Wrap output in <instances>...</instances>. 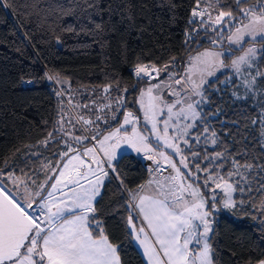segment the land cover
Wrapping results in <instances>:
<instances>
[{
	"label": "snow or ice",
	"instance_id": "6c2138e0",
	"mask_svg": "<svg viewBox=\"0 0 264 264\" xmlns=\"http://www.w3.org/2000/svg\"><path fill=\"white\" fill-rule=\"evenodd\" d=\"M13 2L0 0V7L12 8ZM193 3L183 45L195 54H189L183 65L175 57L159 66L136 62L132 69L136 112L128 110L129 90L121 93L119 85L113 89L108 84L102 89L106 103L93 100L94 107L83 105L94 119L78 114L65 120L61 107L58 127L42 142L45 148L60 146L53 159L41 161V153L30 152L18 163L0 162L5 164L0 169V264H123L99 208L113 179L118 181L122 202L112 206L111 215L123 217L126 235L142 248L147 264H218L214 225L224 212L240 210L255 217L264 238V201L257 206L252 198L254 192L264 196V111L251 120L261 129L253 139L245 135L246 111L229 120L223 109L213 110L212 102L221 84L224 88L242 84L247 95L236 91L232 95L245 103L260 93L264 0ZM34 7L35 0L16 5L23 16L33 14ZM86 7L92 10L87 23L96 36L105 30L103 20H96L98 10L108 7L111 16L131 21L125 3L113 9L86 0ZM166 7L174 16L175 4ZM62 27L74 31V20L64 21ZM205 42L211 47L204 48ZM44 79L64 83L53 75L45 74ZM36 82L21 81L22 85ZM112 91L118 94L113 97ZM65 94V90L55 92L58 97ZM60 102L63 105V99ZM256 107L264 109V103L257 102L253 110ZM216 121L224 130L223 139L213 126ZM229 126L234 131L229 132ZM229 141L233 146L225 148ZM123 147L151 162L146 165L150 173L146 184L128 188L118 167ZM37 161H41L38 167H32ZM255 264H264V256Z\"/></svg>",
	"mask_w": 264,
	"mask_h": 264
},
{
	"label": "trees",
	"instance_id": "16d2710c",
	"mask_svg": "<svg viewBox=\"0 0 264 264\" xmlns=\"http://www.w3.org/2000/svg\"><path fill=\"white\" fill-rule=\"evenodd\" d=\"M20 2L14 0L12 8L0 7V162L7 161L9 165L18 163L30 152L41 153V161L53 159V152L60 147L50 144L45 148L42 142L58 127L63 105L62 98L55 92L59 88L66 89L44 79L45 74L67 80L73 89L100 90L112 84L113 89L119 85L122 93L127 88L126 103L128 108L136 111L133 100L138 92L133 89L137 81L131 72L136 62L158 63L159 66L175 57L183 65L187 56L195 53H189L183 45L193 0H96L97 4H110L113 9L117 3H125L127 8L124 11L131 17L130 22L128 19L121 22L118 14L110 15L108 7L98 10L100 14L96 20L102 19L105 26L99 36L94 35L87 23L92 10L87 9L86 0H35L33 14L28 16L18 14L16 5ZM28 2L32 3V0ZM220 2L227 4L232 0ZM170 3L175 4L174 16L166 7ZM250 3H256V0H250ZM71 12L77 14L76 18L69 17ZM66 20H74V31L62 27ZM203 47L211 46L205 42ZM260 70H264V64L260 65ZM22 80L37 82L22 85ZM234 89L236 86L231 85L213 95V110L223 109L229 120L236 118L234 113L246 111L247 116L243 119L249 121V131L245 135L250 134L255 139L261 129L253 126L251 120L258 119L260 111L264 110L258 107L253 110L257 102L264 103L261 99L264 84L256 98L246 103L234 100ZM240 92L242 96L247 95V92ZM213 126L223 139L224 130L220 123L216 121ZM228 131L234 130L229 126ZM232 146V141L224 145L225 148ZM235 146L239 147V143ZM120 157L118 167L125 174L128 188L144 184L150 173L143 156L130 152ZM41 161L32 167H38ZM4 167L5 164L0 163V169ZM117 184L115 179L107 184L99 205L104 212L107 231L112 242L119 246L123 264H146L134 242L126 235L123 217L111 215L112 206L122 202ZM218 195L222 196L219 192ZM234 196L240 198L239 193ZM252 198L257 201V206L264 201V196L255 192ZM120 210L123 212L122 208ZM258 223L255 217L240 210L219 215L214 225V247L218 248L220 256L218 264H249V261L255 264L264 256V238Z\"/></svg>",
	"mask_w": 264,
	"mask_h": 264
},
{
	"label": "rangeland",
	"instance_id": "374dc122",
	"mask_svg": "<svg viewBox=\"0 0 264 264\" xmlns=\"http://www.w3.org/2000/svg\"><path fill=\"white\" fill-rule=\"evenodd\" d=\"M248 46H252V45H247L246 47H248ZM256 47H260V45L259 44H256L255 45ZM209 48V47H208ZM195 53H192V55H194ZM240 54H242V53H238L237 55H240ZM225 63H230V61L229 60H225ZM262 71H264V70H262ZM217 75H219V73H217ZM228 77L227 76H225L222 80H224V79H227ZM59 80L60 81H67V80H65V79H61V78H59ZM55 81V80H54ZM56 82V81H55ZM57 83V82H56ZM58 84V86H62V84L61 83H57ZM63 85H65L64 83H63ZM229 86H231V85H229ZM228 86V87H229ZM236 86V89H234V91H236V92H238V94L239 95H241L242 96V94H241V92L240 91H242V93H246V89L244 88V86L242 85V84H240L239 82L237 83V85H235ZM220 87L222 88V89H225L224 87H223V85L221 84L220 85ZM238 89V90H237ZM59 90H62V89H60L59 88ZM102 90V89H101ZM233 91V92H234ZM75 97H71V96H69V95H67L68 93H67V91H66V94H65V96L64 97H61L62 99H63V101H64V103H63V108L65 109V116H64V119L65 120H68V119H70V118H72V117H76L78 114H83L85 117H90L91 116V118H95L94 116H92V112H91V110L90 109H85V108H81V100H83V99H88V101H87V103H91L94 99H96V98H98V99H101V100H105L104 99V97H105V95L106 94H104L102 91L101 92H99L98 90L96 91L95 90V88H76L75 89ZM91 92H95V95L93 96V94L91 93ZM110 95L111 96H113V97H115L117 94L114 92V91H112L111 93H110ZM137 96H138V94H137ZM69 99H71V101H72V103H68V100ZM106 102H107V100H105ZM138 107V106H137ZM91 108V107H90ZM128 110H131V111H133V112H136V111H134L133 110V108H128ZM262 111H264V110H261L260 111V113L262 112ZM260 113H259V115H260ZM137 115H141V113H138L137 112ZM123 119V117L121 116V120ZM256 120V119H255ZM103 123L101 122V126H103L102 125ZM141 127H143V123H141V125H140ZM69 130L71 131V128H69ZM67 138V137H66ZM135 153L134 151H132L131 149H129V148H127V147H123V149L119 152V155H121V154H123V153ZM137 154V153H136ZM138 155H142V154H138ZM222 194V193H221ZM146 258V257H145Z\"/></svg>",
	"mask_w": 264,
	"mask_h": 264
},
{
	"label": "crops",
	"instance_id": "0c3cea01",
	"mask_svg": "<svg viewBox=\"0 0 264 264\" xmlns=\"http://www.w3.org/2000/svg\"><path fill=\"white\" fill-rule=\"evenodd\" d=\"M64 84L65 85H62V87L64 86L65 87V91H67V95H69V96H71V97H75V89H73V87H71L70 86V84L67 82V81H64ZM62 89H64V88H62ZM103 89V88H102ZM96 91H97V89H96ZM99 92H101L102 90L100 89V90H98ZM92 94H93V96L95 95V92H91ZM94 100H96L98 103H106V101L105 100H101V99H98V98H96V99H94ZM87 101H88V99L86 100V99H83V100H81V108L83 109V105H85V104H88V105H90V107H94L93 105H92V102L91 103H87ZM103 125V124H102ZM65 127H68V128H70V126L69 125H65ZM102 128H103V126H101ZM67 139V138H66ZM134 154H136V153H134ZM136 155H138V154H136ZM138 156H143V154L142 155H138ZM149 177H150V175H149ZM149 177H148V179L144 182V184H146L147 183V181L149 180ZM134 242V241H133ZM134 244H135V246L138 248V250L140 251V253H141V255H142V257L144 258V261H145V263L147 264V261H146V258L143 256V254H142V248L141 247H139L138 246V244H137V242H134Z\"/></svg>",
	"mask_w": 264,
	"mask_h": 264
},
{
	"label": "built area",
	"instance_id": "2783aa9c",
	"mask_svg": "<svg viewBox=\"0 0 264 264\" xmlns=\"http://www.w3.org/2000/svg\"><path fill=\"white\" fill-rule=\"evenodd\" d=\"M133 69V68H132ZM132 69H131V72H132ZM54 81V80H53ZM55 82V81H54ZM145 165H147V166H151V162L150 161H147V160H145ZM126 196H127V194H125Z\"/></svg>",
	"mask_w": 264,
	"mask_h": 264
}]
</instances>
